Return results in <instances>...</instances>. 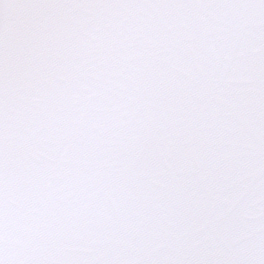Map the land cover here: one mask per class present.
I'll return each instance as SVG.
<instances>
[{"label":"snow or ice","instance_id":"6c2138e0","mask_svg":"<svg viewBox=\"0 0 264 264\" xmlns=\"http://www.w3.org/2000/svg\"><path fill=\"white\" fill-rule=\"evenodd\" d=\"M0 264H264V0H0Z\"/></svg>","mask_w":264,"mask_h":264}]
</instances>
